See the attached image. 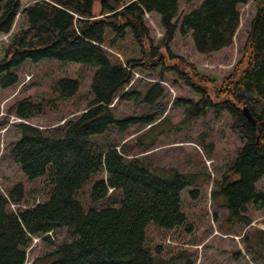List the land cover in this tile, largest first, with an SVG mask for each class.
Here are the masks:
<instances>
[{
  "label": "trees",
  "instance_id": "1",
  "mask_svg": "<svg viewBox=\"0 0 264 264\" xmlns=\"http://www.w3.org/2000/svg\"><path fill=\"white\" fill-rule=\"evenodd\" d=\"M23 0H0V33H9ZM27 1V0H26ZM99 2V13L93 5ZM248 0H202L184 15L179 31L190 32L200 53L217 51L232 43L240 21L239 6ZM179 0H32L21 10L23 22L10 37L0 60V85L9 87L18 77L13 69L26 60L37 63L52 60L63 64L91 66L92 99L80 115L51 129L18 122L20 139L10 151L29 181L49 174L45 201L21 207L24 187L14 184L0 192V264H24L26 247L33 237L52 243L49 234L65 227L74 235L38 262L43 264H161L162 259L146 248V228L153 224L163 229L184 226L180 192L196 184L197 175L175 169L155 168L135 156L119 142L100 148L94 139L116 127L124 132L131 125H150L136 138L141 151L150 149L160 133L167 131L164 118L155 115L117 118L111 105L114 99L138 94L125 88L131 81L130 68L171 71L181 76L198 95L196 101H183L188 116H203L208 109L226 111L231 130L241 148L221 180L211 191L215 205L228 212L225 221L233 225L249 223L244 214L249 203L264 206V191L256 182L264 177V0H253L256 13L250 22L246 51L234 72L220 85L199 75L192 65L168 48L177 29ZM156 13L164 30L159 45L149 42L145 13ZM99 15H102L99 17ZM98 16V17H97ZM130 34L140 46V57L125 64L109 51H121L120 42ZM166 51V50H165ZM174 59L175 62H170ZM172 63V64H171ZM76 78H59L53 86L57 98L73 97L79 89ZM159 83L152 85L143 101L153 104L162 95ZM250 112L254 122L243 114ZM15 116L31 119L42 115L41 103L22 99L13 107ZM89 190L91 202L118 196L116 205L85 209L78 191L96 174ZM9 204L18 205L16 210ZM264 233V232H262Z\"/></svg>",
  "mask_w": 264,
  "mask_h": 264
},
{
  "label": "rangeland",
  "instance_id": "2",
  "mask_svg": "<svg viewBox=\"0 0 264 264\" xmlns=\"http://www.w3.org/2000/svg\"><path fill=\"white\" fill-rule=\"evenodd\" d=\"M201 1L179 0L173 19L177 21V29L172 39L168 40V48L161 50L183 59L199 75L220 85L225 77L234 72L244 56L247 34L256 7L253 0L239 6L240 21L231 44L217 51L200 53L194 47L190 32L182 34L179 27L183 16ZM31 2L32 0L21 1L9 33H0V60L10 37L19 30L23 22L21 10ZM99 10V2L96 1L93 5L94 14H98ZM144 23L148 28L149 42L159 45L164 36L159 16L153 12L145 13ZM120 45L121 51H109L119 57L123 64L126 59L140 57V46L131 40L130 34ZM170 62L175 60L170 59ZM130 70L132 78L125 89L138 94V101H135L134 96L114 99L111 105L117 118L155 115L158 118L156 121L164 118L167 121L165 127L168 125L170 128L160 133L155 144L146 151H141L136 138L147 132L149 124L137 123L124 132L111 127L107 133L95 137L96 145L102 148L111 142H119L131 156L142 159L150 169L172 168L198 176L196 184L187 186L180 192L181 210L186 216L185 225L163 229L149 224L146 228V248L162 259L161 264H264V206L249 203L244 213L249 218V223L239 222L226 231L224 228L227 227L225 221L228 212L215 205L211 196L215 181L221 180L242 145L239 137L231 130L232 120L228 113L208 109L203 116H188L183 101H196L198 95L181 76L171 71L162 72L161 67L156 70L141 67ZM13 71L18 77L16 83L9 87L0 85V192L5 193L14 184L21 183L24 197L20 206L26 207L47 199L49 174L29 181L12 159L10 151L21 136L17 123L26 122L48 130L76 119L92 99L90 82L94 68L52 60L37 63L26 60ZM62 77L79 80V89L73 97L60 99L55 96L54 83ZM155 83H159L163 92L153 104H148L143 101V97ZM22 99L41 103L44 107L43 114L28 120L15 116L13 107ZM101 177H105V173L96 174L78 191L76 196L85 209L117 204L118 196L114 195L101 202H91L90 186ZM256 187L264 191V177L256 182ZM8 208L16 210L18 205L9 204ZM49 237L52 241L50 244L40 237L31 239L25 250L24 264H43L38 262V258L54 250L57 245L74 239V235L65 227L54 230Z\"/></svg>",
  "mask_w": 264,
  "mask_h": 264
},
{
  "label": "water",
  "instance_id": "3",
  "mask_svg": "<svg viewBox=\"0 0 264 264\" xmlns=\"http://www.w3.org/2000/svg\"><path fill=\"white\" fill-rule=\"evenodd\" d=\"M242 110H243V114L247 118V120L249 122H254L253 119H252V116H251L250 112L248 111V109L246 107H243Z\"/></svg>",
  "mask_w": 264,
  "mask_h": 264
}]
</instances>
